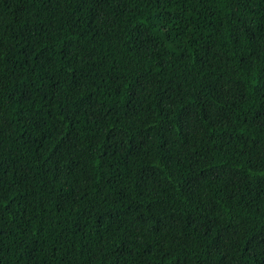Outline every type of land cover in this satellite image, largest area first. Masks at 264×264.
Segmentation results:
<instances>
[{"label": "trees", "instance_id": "1", "mask_svg": "<svg viewBox=\"0 0 264 264\" xmlns=\"http://www.w3.org/2000/svg\"><path fill=\"white\" fill-rule=\"evenodd\" d=\"M0 264H264V0H0Z\"/></svg>", "mask_w": 264, "mask_h": 264}]
</instances>
